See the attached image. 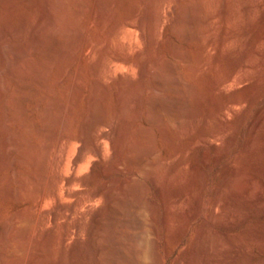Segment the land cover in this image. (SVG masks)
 Returning <instances> with one entry per match:
<instances>
[{
	"label": "bare ground",
	"instance_id": "1",
	"mask_svg": "<svg viewBox=\"0 0 264 264\" xmlns=\"http://www.w3.org/2000/svg\"><path fill=\"white\" fill-rule=\"evenodd\" d=\"M17 1L19 2V0ZM17 1L0 0V36H1L0 37V61H1L0 94L1 96L2 95L4 96L2 102L3 104L2 108L4 110H3V116H2L3 118L1 120L2 121L1 123L3 127H5L4 129L5 134L3 136V144H2L3 147L2 153L4 155H8V154L14 155L12 156L14 158H12L13 160L11 161L10 164L12 168L11 177L17 179L18 182L17 187L12 189L9 194H11L16 198H20L25 192H28V190H30L33 187L34 189V190L32 189L33 193L32 192L31 193L34 195L35 201H40V202L47 200L56 201L59 204L58 209L49 212V214L47 213L48 215L45 214L44 217L47 215V221L50 220L53 223L60 222L61 219L64 221V225L62 227L63 233L60 239L62 243V247L66 246V243L71 236L74 237L79 236V234H81L82 231L84 230L83 229L84 224H82L83 222H81L82 221L81 219H80L81 221L77 220L76 222H70L71 219L78 215L81 216L82 210L83 212L84 209L88 210L87 211L89 212L88 216L91 218L92 223L89 227L86 226L85 224V226L88 227L87 231L85 228V231L89 234V239H90L88 243L90 249L86 253L87 256L86 264H150L152 262L154 263V261H157L156 264H159L161 260L159 254L156 253L155 251V244H156L154 238L155 227L152 228V226H149L146 222L147 215L156 217L154 216L155 215L154 207L152 206L151 203L147 201H143L140 198H136V197L134 198L133 196L129 198L127 197V194L130 191H132L131 190L132 188L133 190L135 187L140 188V184L137 180V175L148 171H149V176L151 180L155 183L158 192L160 193L161 190L163 192V189L161 188V182L163 177H162V173H160L158 169L159 164H161L162 162L159 160V162H161L159 163L154 160V156H156L157 150L155 148L156 146L154 145L155 146L154 147L151 142L152 138L154 137L153 135L154 133L152 134L150 130L151 126L158 125L159 128L161 127L160 129L164 131L163 124L167 122L177 127L179 133L185 135L187 133H185L184 131L188 132L187 131L188 128L194 127V125H196L195 126L197 127L196 142L200 143L201 141L203 145L206 147L209 145L208 143L209 140L219 137L220 134L222 133L221 129L224 128L222 125L225 124V115L231 109V106L235 104H239L241 103V101L239 99H233L231 101H223L222 103L218 104L215 113L217 114L220 124L222 123V125L220 126V128H217L215 130H211V129L209 130L205 127V125H208L207 122L209 120V117H211L209 115V111L202 110L198 119L195 117L196 116L194 115L195 113L191 111H190L191 113L189 112L187 113L183 108L185 107L183 106V102L186 101L183 99L184 95L182 94L178 95L176 97L178 101H164L163 99L160 98L158 99L157 96L158 92H163L164 90H177L181 92L183 90L179 87L180 82L182 81V77L180 75L177 74L174 75L177 78L176 81L175 80L168 81L165 77L166 73H173V74L177 73L178 62H184L187 64L191 63L190 62L191 59L189 60L188 58L189 56H187V53L183 52L182 48L179 47L180 44L175 43L176 40L174 42L171 40L172 42L169 43V47H168L171 51L170 53H172V57L150 56L147 59H145L143 64L136 62L138 60L134 61L133 59L127 57L126 54L122 55L121 53L120 54L113 52L110 53L109 48L111 50V42H112L111 38L112 37L115 38V36L117 37L119 34L121 35V32H123L122 28L137 30L138 32H140L141 39L148 41L151 46H155V45L157 46L158 43L157 35L161 33L160 29L163 28L164 26L163 24L165 21L163 19L165 14L162 10H160V8L161 6L163 7L166 1L168 0H143L144 5L146 4L148 10L146 11L147 15L144 16L143 14V16L139 18V20H135V19L133 20L129 18H123V19L115 18V21L113 20L114 22L113 27H111L110 30L108 29L109 31L107 32V36L106 38L104 37L105 39L103 41L93 40V39L91 40L90 39L91 37L89 35L90 30L88 31L89 29L88 24L87 23L79 24L78 22V20H80L79 18L83 17V15L85 14L84 11L87 10L86 7L87 4L85 5L84 2H82L81 0H75V2H77V8L75 9L74 12H72L73 11L71 10L72 5H70V3L73 2V0L70 1V3L68 0H37V1L23 0V2L25 1L29 5L31 4V6L33 2L34 4L36 2L40 3L38 4L41 7V14H39L40 13L39 12L38 13L39 15L36 16L38 18L36 23L33 20L34 24L31 22L32 20H30V17H29V21L32 24H29V21H27L28 17H25L26 15L25 16L21 15L22 18L21 20L17 18L15 19V21L16 20H20V21L17 22L12 21V23L9 22V20L6 18L8 15V14L5 15V11L7 10L6 8L12 11L17 5L16 4ZM111 2L112 0L111 1L96 0L95 10L93 13V17H94L93 22H95L96 19V23L102 24V22H104L103 24L106 25L107 22H109V20H107L106 22L105 18L111 16L114 17V15H112L113 11L111 13L109 7ZM196 2H197L196 5L195 3L192 4L195 10H197V15L194 17H190V16L188 17L187 15L186 16L183 15L182 11L184 10L182 9H185L186 6L184 8L181 7L182 11L179 8L180 7L179 4H178L179 7L177 6V4L173 6L176 11L175 22L174 23L172 22L174 27L173 29L175 30V35H176L175 37L177 38L182 37L188 41L197 40L200 37H202L203 40L206 39L207 44L204 47V49L200 51L201 56L204 54V51L208 49L211 50L214 49L217 52H221V51L223 52L224 47L226 45L228 46L229 43H232L230 45L233 46V50L231 49L230 51H233L231 53L235 55L234 58L235 60L233 64H231L230 69H228L229 71L226 73V75L222 79H220L218 83L215 81L217 83L216 89L218 88L220 89L225 85H229L236 81L242 80L238 75L240 70L241 69L249 70L257 67V65H255L252 59L250 58H253L252 56L255 55L260 56V54H262L261 52L262 49L260 50L258 49V45H259L258 43L264 40V0H197ZM187 5L188 8H190L189 7L190 4L188 3ZM170 6H168L169 9L171 8L173 11V7ZM81 14L82 16H80ZM146 17H148V21L145 20L147 19ZM110 21L112 20L110 19ZM145 21L149 22V24L153 29V34L149 37L144 32V30H146ZM183 25L189 27L190 31L183 32L186 31V29L184 30L182 29L183 31L181 30V28H184ZM158 30H160L159 34H157ZM72 34L75 35V38L73 37L72 38L73 40L76 39L75 42L76 44L74 43V45L77 46V49L74 51L73 49L71 50L68 47L69 40ZM230 45L228 48L231 47ZM102 46L104 49V53L100 54L94 61L92 60L93 62L91 61L92 62L90 69L92 72V82L90 85L91 92L89 94L88 101H85L86 110L82 115L78 117L75 114V110L80 103V101H76V100H77V87L79 85L80 79L83 78L81 76L82 59L87 54V52H91L95 54L98 53L97 50L100 49ZM225 50H226L225 52H227V49ZM70 51H73L71 54L72 58L69 61V64L67 65L66 68L67 72L71 77V81H69V83L70 82L71 83L67 93L69 97L68 101H55L54 99H52L54 94L51 98L54 101L52 100L41 101L43 97H40L41 95L39 96V93L34 87V84L30 83V79L33 80L35 84H38V86L47 88L45 89L46 91L47 90L50 91L48 89L49 87V83L47 79L49 73L48 71H51L50 69L53 67V64L58 59L60 60V58L64 57L68 53H71ZM199 54L198 56H200ZM262 55L264 56V53ZM261 58L263 57L261 56ZM199 62L197 65L194 66L199 67ZM111 63H114V65L116 64L123 66L124 68L126 67L132 69L137 68L138 71L140 72L141 77L144 78L148 89V95L145 98V101H139V102L140 105L143 106V109L145 111V121H146L145 125L141 123L135 124L133 119L129 115H127V111L130 109H133L135 116H137L142 110L141 108H138L136 106V103L134 101H125V96L123 93L124 85H120L123 86L122 87L123 89L120 87L121 89L118 91L119 101H116L115 104L116 112L114 114L115 115L114 121H112V119L109 117L97 115V111L101 109L105 104V101L102 100V96L99 93V89H101L99 87L102 82L101 73H103L101 71L104 69L110 71V68L112 66ZM123 74L120 75V77L124 79ZM244 78L245 77L243 76V79ZM11 84H13L12 91L9 94H6L7 92L6 90L10 87ZM52 89L54 88H51V91ZM245 101L248 104L250 100L246 99ZM28 107H30V109ZM19 108L20 110H22V112L18 114L17 118H20L21 122L22 120L28 122L29 128L38 131V133L43 138V140L41 139L40 145L36 144V142L34 141H31V143L29 144L28 142L30 141L27 142V139H25L23 136L17 133L14 123V120L16 119L14 118V114L18 111L17 109ZM33 109L34 110L40 109L41 116L45 118V123L43 125H39L36 122L35 117L33 116L32 113ZM183 123H187V124L183 125ZM76 124H78L79 126V131L77 133H72L71 129ZM122 126L124 127L123 130L121 128ZM263 129H264V109L259 112L257 117L251 123L250 138L248 139L244 147L246 153L254 152V151L259 152L260 149H263L264 151V134L262 135L261 133ZM166 135H164V137H167ZM226 135H230V133L229 134L227 133ZM168 139L169 138L165 139V141H167ZM256 139L260 140V143L257 144L258 147L255 145L256 143H258V141L256 143L254 142ZM169 141L170 140H168L167 142ZM226 141H227L226 144L229 147L232 141V136L230 135L228 139H226ZM145 142L148 143V146L146 148L144 147L142 148L141 145L142 143ZM27 143L30 146L32 145L33 148L35 146L40 147V151H38L39 153L35 157L36 164L33 170L34 173L32 174L33 186H30L32 183L30 184L28 182V177L31 176V175L28 176L29 169L19 170L17 168V164L19 163V160L20 162H22L21 159L27 158L30 153V146ZM73 143L78 144V151L74 156V158L71 160V168L72 170H74L75 174L70 176H62L61 175L62 172H60V169H63L62 166L64 164L67 149ZM193 146H195V144ZM223 149L226 150L225 148ZM107 150H110V152H112L113 158L112 161H108V163L106 162L104 164V157H106L105 154ZM218 150H220V148ZM219 154H216L215 156L216 161H218L221 156ZM91 158H93L94 160H91ZM205 161L203 160L204 167L199 172L198 175L199 179L197 178L198 176L196 177L197 185L199 186L200 191L195 196L193 209L192 210L188 209L189 211H191V216L199 215L202 213L203 210L202 188L204 187L206 182L207 170L205 168H208L206 167L207 166L206 163L208 161L207 162ZM167 163L169 162L167 161ZM99 164L103 166L102 169L103 174L104 173L109 174L111 170L120 171V172L126 171L131 174L125 177L123 176L122 178L120 176L119 178H113L109 180L107 183H105V186H98V185L95 186L96 184L94 185L92 178L90 177L85 178L77 174L78 170H82L84 168H90V170L95 174L96 167ZM182 165H184V163L179 164L177 166L178 167L177 171L169 172L167 180L171 179L172 176L174 175H178L177 173L180 172L179 169L182 167ZM182 171L184 170L182 169ZM229 171L231 175L238 174L237 173L238 169L234 170L230 168ZM189 174L187 176H189ZM184 175L186 176L185 173ZM228 182H229V177L228 179L227 178L224 179L222 186L225 187L227 184H229ZM257 182L259 181L257 180ZM246 184L244 185V189L251 190L252 186H250V184L249 185ZM80 185L84 187L83 190L73 189L74 186H80ZM253 185H254V189L251 190L249 193L247 192L248 193V194L246 193L247 195H243L244 198L243 197L241 198L247 199L251 202H255L261 198H264V186L261 183H257ZM190 189L191 188H189L188 191H190ZM230 189L226 192L224 201L223 199L219 200L220 198L216 199L215 201L213 200L211 207H209L211 214L210 218L211 216L214 217L213 215H215L216 211L220 209L219 211H223V216L221 218L223 223L228 227H234V225L237 224L239 225L244 223L248 219L249 213L244 210L240 213L239 211L237 212L235 209L229 211V213L227 212L228 205L237 198V195L235 194L236 192H233ZM220 191L222 190L220 189ZM220 191H218L217 194L220 195L221 194ZM187 193L189 192L187 191L179 192L177 195L174 196V202L175 203L182 202L184 199H186V197H188ZM60 196L67 199H71L72 200L71 203L63 205L59 201V198L61 199ZM100 202L102 203L101 206H104L106 213L103 212L104 211L103 209H102L103 211L100 212L101 210H99V208H98L99 211H91V208L93 209L92 206L94 205L96 206V204H99ZM50 208L52 207L50 206ZM27 214L28 213L15 214L11 218L12 224L9 226L10 228L9 231L6 230V227H2V226L0 227V236L3 239L8 237H13V239H15L14 243L8 249V252L12 260L13 258L15 259V257H17L22 252L23 249L20 241L21 239H24V237L27 235L26 234L27 232L22 230L20 226L31 225L34 220L32 219L31 216ZM191 216L189 217L192 219ZM210 220L211 222L213 221L212 219ZM210 220L209 219L203 220L202 227L197 233L196 242L199 243V248L201 246L200 243H203L205 247L209 245L210 241L208 242L207 233L210 234L209 232ZM178 225L181 224L178 223ZM52 227L51 228L49 227V229L47 228L48 230L43 232V233L46 232L45 234H43V236H41L42 232L40 233V236L38 235L39 237L36 238L34 236V240L36 241L35 242L36 256L35 258L29 256H27L26 258L24 257L25 260L22 264H37L39 260H40L39 263L41 264H42L41 261H43L44 264L45 262H47V260L50 258V251L55 239L54 238L55 230L54 227L53 228ZM176 230L178 229H175V231ZM250 232L252 233V231ZM250 232L245 231L244 232L245 237L250 236L249 235ZM253 233L254 234H252L253 236L251 235V237L256 236L255 234L256 232ZM169 234L168 236L167 235L166 236L169 237ZM258 234H259L258 236L260 237L262 233L261 234L258 233ZM258 236H256L257 239L261 241L260 238H262V242H263L264 236L262 235V237L260 238H258ZM170 237L172 238V236ZM196 242H195L196 248L195 247L191 248L189 246L190 248L188 249V251L191 252L195 248L197 254L199 253L198 255H200V249L197 247L198 245H196ZM221 242H226V243L228 242V247L230 249L234 247V243L232 242V240L228 239L227 237H226V241H221ZM84 243L85 242H83V244ZM211 243L213 242L211 241ZM225 244H222L223 245L222 246L219 241L217 245L218 248L221 249V247H224ZM205 247L204 249H206ZM207 250H205L206 253H208ZM225 251L227 252L228 250L226 249ZM60 253H61L60 258L55 264H77L76 259L78 257L76 258L75 250H72L71 253L69 254L70 255L69 261H66L65 258L66 252L64 251V248ZM206 253L202 257L201 262L203 264H215L214 260L216 259L209 258L211 255L209 257H206ZM190 255L191 254H189V256ZM221 255H222L221 257H223L225 260L226 256L224 255V252ZM11 259L8 260L4 259L2 252H0V264H12ZM189 259L191 260V258ZM195 260H197V258ZM199 260L200 259L192 263L199 264L200 262ZM219 262L216 261L217 264H221Z\"/></svg>",
	"mask_w": 264,
	"mask_h": 264
},
{
	"label": "rangeland",
	"instance_id": "2",
	"mask_svg": "<svg viewBox=\"0 0 264 264\" xmlns=\"http://www.w3.org/2000/svg\"><path fill=\"white\" fill-rule=\"evenodd\" d=\"M13 1H15V0H13ZM68 1L70 3V1H72V0H68ZM81 1L84 2L85 5L87 4V6H86L87 10L84 11L85 14L83 15V17L79 18L80 20H78V22H79V24H83V23L88 24V26H89L88 31L90 30L89 32L91 34L89 33V35L91 37L90 38L91 40L93 39V40L103 41L107 36V32L111 29V27H113V25H114L113 20L115 21V18L116 19L117 18H119V19L129 18V19H133V20L134 19L139 20V18L141 16H143V14H144V16H146L147 15L146 11H148L146 4L144 5L143 0H112L109 7H110L111 13L113 11L112 15H114V17L111 16V17L105 18L106 22H107V20H109V22H107V24L105 22L106 25H104L103 24L104 22H102V24L96 23V19H95V22H93V20H94L93 19L94 18L93 13L95 10L96 0H81ZM106 1H111V0H106ZM168 1H169V4H168ZM168 1H166L165 4H167L168 6L171 5L172 7L176 4L178 7L180 5V7H179L180 10L186 6L185 9H182L184 11L181 10L183 12V15H185V16L187 15L188 17L189 16L194 17L197 15V10H195L194 6L192 5L194 3L196 5L197 0H168ZM176 1H177V3H176ZM19 2L17 1V3H16L17 8L15 6L16 9L14 8L12 10L13 12L11 10H9L8 8H6L8 11L7 10L5 11V15H7V14L8 15H7V17L6 16L5 17L9 20V22L12 23V21L13 22L20 21L22 19L21 15H23V16L26 15L25 17H28L27 21H29V17H30V20H32L31 22L33 23L35 21V23H36V21L38 19L36 16L41 14V7L39 5L40 3L36 2L35 3L36 5H35L33 2L32 6H31V4L29 5L27 2H25V1L23 2V0H19ZM186 3L190 4V6H189L190 8H188V5ZM165 4L163 7L161 6V8H160V10H162L164 12L166 17L164 15L163 19L165 21L163 24L164 25L163 28L160 29L161 33H160V30H158L159 32L157 31V34L160 33L162 35V36L160 34L157 35V38H158L157 46L156 45L151 46L148 41L141 39L140 38L141 37L140 32H138L137 30L129 29V28H126V29L122 28L123 32H121L122 31V29H121V31H120L121 35L119 34L118 35L119 37L115 36V38L114 37L111 38L112 39L111 50L109 48L110 53H112V52L113 53H119V54L121 53L122 55L126 54L127 57L133 59L134 61L138 60L136 62L143 64L145 59H147L150 56L172 57V53H170L171 51L168 47H169V43H171L172 41L174 42L176 40L175 43L180 44V46L179 45L178 46L180 48H182L183 52L187 53V56H189L188 57L189 60L191 59L192 61L190 60L191 63H189V64L184 63V62H178L177 73H174V74L173 73H166V75H165V77L168 81H174V80L176 81L177 78L174 75H176V74L180 75L182 77V81H181L182 83L180 82L179 87L183 90L181 92L177 91V90H164L163 92H158L157 93L158 99L160 98V99H163L164 101H178L176 99V97L180 94L184 95V97L182 95L181 96L183 97L184 100H186L189 103L188 104L186 101L183 102V106H185L183 108L185 109V111L187 113L188 112L189 113H191V112L195 113L194 115H196L195 117L198 119L202 110L209 111V115L211 117H209V120L207 122L208 125H205V127L209 130L210 129L215 130L217 128H220V126L222 125V123L220 124L219 118L217 117V114L215 113L217 110L218 104L222 103L223 101H231L233 99H239L241 101V103L231 106V109L225 115V124L222 125L225 129L224 128L221 129L222 133L220 134L219 137L209 140L208 143H209V145L211 144L210 146L208 145L205 147L201 141H200V143L196 142V140H197L196 139V134H197L196 128L197 127H195L196 125H194V127L188 128L187 129L188 132L184 131L185 133H187L185 135L182 133H179L177 127H175V126H173L167 122H165L163 124L164 125L163 126L164 131H162L160 129L161 127L159 128L158 125L151 126V129H150L151 133L152 134L154 133L153 134L154 137L152 136L153 138H152L151 142H152L153 146L154 145L156 146V147L155 146L154 147L157 150V153H156L157 157L154 156V160L157 162H159V160H160L162 162V163L159 162L162 165L159 164L158 169H159L160 173H162V177H163L162 182H161V188L163 189V192H162V190L160 191V193L158 192L155 183L151 180V178L149 176V171H148V172L140 173L137 175V180L140 184V188L135 187L134 190L132 188L131 189L132 191H130L127 194V197L129 198V197L133 196L134 198L135 197L140 198L143 201H147V202L151 203L152 206L154 207V213H155L154 216H156V217H153L151 215H147L146 216V219H147L146 222L149 226H152V228L155 227L154 228L155 229L154 238H155V242H156L155 251H156V253L159 254V257L161 260L159 262V264H180V263L181 264H185V263L186 264L187 263L193 264L192 262H195L198 259H200L199 264H203L201 262V260H202V257L206 253L205 250H207V249L210 251L207 250V252L209 254L206 253V257H209L211 255L209 258L216 259V260H214L215 264H217L216 261L219 262V260H220L219 263H221V264H264V249H263L264 247H262V246H264V244H263L264 238H263V242H262V238H260V237H262V235L264 236V198H261L255 202H251L247 199H243L244 198L243 195H247L251 190L254 189L253 184L261 183L264 186V151H263V149H260L259 152L254 151V152H249V153L248 152L246 153L244 150L245 144L248 141V139L250 138L251 123L257 117L259 112L264 109V70H263L264 69V56L262 55L264 53V51H263L264 50V40L260 41L258 43L259 44L258 49L259 50L262 49L261 50L262 54H260V56L255 55V56H252L253 58H250V59H252L253 63L255 65H257V67L249 69V70L248 69H241L240 72L238 71L239 72L238 75L242 80L236 81V82L229 84V85H225L223 87L221 86L222 88H220V89L219 88L216 89L217 88L216 84L218 83V81H220V79H222L226 75V73L229 71L228 69H230L231 64H233V62L235 60L234 59L235 55L233 53H231L233 51H230L231 49L233 50V46L230 45L232 43H229V45L232 48L231 47L228 48L229 45L228 46L226 45L227 47L226 46L224 47L223 52L222 51L217 52L214 49L213 50L208 49V50L204 51L205 55L203 54L201 56L200 51H202L204 49V47L206 46L207 40L204 39L205 40L204 41L203 38L200 37L197 40L188 41L182 37H181L182 39L175 37L176 35H175V30L173 29L174 28L173 23L175 22V18H176V11H175L174 7H173V11L171 8H170L171 9L170 10L169 7ZM70 5H72L71 10H73L72 12H74L75 9L77 8V2H75V0H73V2L70 3ZM33 7H35V8H33ZM9 11H11V12H9ZM80 16H82V14ZM16 18L20 19V20L15 21ZM81 18H82V20H81ZM146 18L147 19H145V20L148 21V17H146ZM110 19L112 21H110ZM147 21H145L146 27L145 26L144 27L146 30H144V32L149 37L153 34V29H152L151 25L149 24V22H147ZM31 22L29 21V24H32ZM183 26H184V28H181V30L186 29V31L182 30L183 32L190 31L189 27H187L185 25H183ZM173 30H174V33H173ZM196 31H198V30H196ZM2 32H3V30H2ZM97 36H99L100 38ZM72 37L75 38V35L74 34L71 35L68 47H69V49H71V50L73 49V51H74L77 49V46L74 45V43L76 42V39L73 40ZM133 39H135V40H133ZM125 42H126V44H125ZM260 43H262V44H260ZM114 44H116V45H114ZM154 49H155V51H154ZM225 49H227V52H225L226 51ZM73 51H70L71 53H68L64 57L60 58V60L58 59L53 64V67L50 69L51 71H48L50 73V74L48 73V76H47L48 83H49L48 89L51 91V88H54V89H52L53 92L52 91L50 92L48 90L46 91L45 89H47V88H43L41 86H38V84H35L33 82V80L30 79V83L34 84V87L36 88L37 92L39 93V96L41 95L40 97H43L41 99V101H51L52 99H54L55 101H68L69 97H68L67 93H68V90L70 87L71 82L69 83V81H71V77H70L69 73L67 72L66 68H67V65L69 64V61L72 58L71 54ZM97 51H98V53H96V54L91 53V52H87V54L82 59L81 76L83 78L80 79L79 85L77 87V100H76V101H80V103L75 110V114L78 117L80 115H82L84 113V111L86 110V108H85L86 102L85 101H88L89 94L91 92V86H90L91 82H92V72L90 70L91 65H92V62L100 54L104 53L103 46L100 49H98ZM218 53H220V54H218ZM90 54H92V55H90ZM198 54L200 56H198ZM86 56H88V57H86ZM261 56L263 58H261ZM199 60H200V62H199ZM221 60H223V61H221ZM198 62H199L200 68L198 66H194V65H197ZM111 64H112V66H111L112 69L110 68V71L107 69H104L101 71L103 73H101L102 82H101L100 87H99V88H101V89H99V93L102 96V100L105 101V104L101 109H99L97 111V115L109 117L112 119V121H114V117H115L114 114L116 112L115 111V108H116L115 104H116V101H119L118 91L123 87L120 85H124L123 93L125 96V101H134L136 103V106L138 108H141V110H142V111H140V113L137 116H135L133 109H130L127 111V115H129L133 119L135 124L141 123V124L145 125L146 124L145 111L143 109V106H141L140 102H139V101H145V98L148 95V89H147L144 78L141 77L140 72L138 71L137 68L132 69V68L126 67L127 68L126 69L123 66L116 65V64L114 65V63H111ZM189 66H191L192 68ZM0 67H1V61H0ZM123 71H124V74H123ZM122 74H123L124 79L120 77V75H122ZM243 76L245 77L244 79H243ZM60 80L62 83L60 82ZM54 83H56V84H54ZM188 83H189V85H188ZM80 85H81V88H80ZM12 88H13V84H11L10 87L6 90L7 91L6 94H9L12 91ZM44 94H47V95H44ZM53 94H54V96H53ZM44 96H46V97H44ZM52 96H53V98H52ZM3 98H4V96L3 95L1 96V94H0V227L1 226L6 227V230L9 231L10 230L9 226L12 224L11 218L15 214H19V213H28L27 215L31 216L32 219H34V220H33L31 225L20 226L22 230L27 232L26 233L27 235L24 237V239H21L20 243L22 245L23 250L17 257H15V259L13 258V260H12L10 254L8 252L9 247L14 243L15 239H13V237H8V238L3 239L0 236V252H2L4 259H7V260L11 259L12 264H22L27 256L35 258V256H36V254H35L36 253V251H35V248H36L35 244L36 243L35 242L36 241L34 240V236L36 238L39 237L41 232H42L41 236H43V234L46 233V232L45 233H43V232L47 231L49 229V227L51 228L53 226L54 230H55V235H54L55 239H54V243H53V246L51 248V251H50V258L47 260V262H45V264H55L58 261V259L60 258V254H61L60 252H62L63 248H64V251L66 252V256H65L66 261L70 260L69 254L71 253L72 250H75L76 258L78 257L76 259L77 264H86V262H87L86 253L90 249L89 244H88L89 240H90L89 234L86 231H87V228L92 223L91 218L88 216V214H89V212H87L88 210L84 209V212L82 210L81 216L78 215V216L71 219L70 222H76L77 220L81 219L82 221L81 220L80 221L83 222L82 224H84L83 225L84 230L82 231L81 234H79V236H76V237L71 236L69 238V240L67 241L66 246L62 247V243H61L60 239H61V236L63 233L62 227L64 225V221L61 219L60 220L61 224H60V222L53 223L50 220L47 221V215L49 214V212L57 210L59 207V204L53 200H47V201H41V202L35 201L34 195L32 194L33 190H34L33 187L30 189L31 191L28 190V192L30 191L29 193L31 195L28 192H25L20 198H16V197L12 196L11 194H9L12 189L17 187L18 182H17V179H14L11 177L12 168H11L10 164H11V161L13 160L12 158H14L12 156H14V155L13 154L4 155L2 153V151H3V149H2L3 148L2 147L3 136L5 134V130H4L5 127H3L2 123H1L2 122L1 120L3 118L2 117L3 116V110H4L2 108L3 107V104H2ZM246 99L250 100L248 104L245 101ZM54 100H52V101H54ZM28 108L30 109V107H28ZM17 110H18L17 112H19V113L16 112L14 114V118H16L14 120V123H15L17 133L19 135L23 136L25 139H27V142L30 141V142H28L29 144L31 143V141H34V142H36V144L40 145L41 139L43 140L42 136L38 133L37 130H35V129L32 130L31 128H29L28 122L23 121V120L21 122V119L17 118L18 114H20L22 112V110H20V108ZM32 113H33V116L35 117L36 122L39 125H43L45 123V118H43V116H41L40 109H36V110L33 109ZM212 114H214V115H212ZM239 116H241V117H239ZM184 124H187V123H183V125ZM121 128L123 130L124 127L122 126ZM25 130H26V132H25ZM35 131H36V133H35ZM78 131H79V126H78V124H76L74 127H72L71 132L77 133ZM163 132H164V134H163ZM166 132H167V135H166ZM231 132H233V133H231ZM227 133L228 134L230 133V135L232 136V141H231L229 147L226 144V142H227L226 139H228V137L230 135H226ZM261 133H262V135L264 134V129H263V131H261ZM164 135H166L167 137H164ZM27 137L29 138V140ZM167 138H169L168 139V140H170L169 142H167L168 140L165 141V139H167ZM153 140L154 141L156 140V141L154 142ZM257 141H258V143H256ZM254 142L256 143L255 145L258 147L257 144L260 143V140L256 139ZM194 144H195V146H193ZM141 146H142V148L143 147L146 148L148 146V143L147 142L142 143ZM35 147L33 148L31 145L30 146V153L27 157L28 159L27 158L21 159L22 162H20V160H19V163L17 164V168L19 170L29 169L28 176L29 175H31V176L28 177V182L30 184L32 183L30 186H33V180H32L33 175L32 174L34 173L33 170H34L35 164H36L35 157L39 153L38 151H40L39 146H35ZM69 147L67 149L64 164L62 166L63 169H60V172H62L61 173L62 176H70V175L75 174L74 170H72V168H71V160L74 158V156L76 155V153L78 151V144L73 143ZM142 148H141V150H142ZM204 148H205V150H204ZM219 148H220V150L222 148V150L221 151L218 150ZM223 148H225L226 150H224ZM34 149H37V150H34ZM187 151H188V153H187ZM216 154L221 155L218 161L215 160ZM1 155H2V157H1ZM105 155H106V157H104V164L106 162L108 163V161H112L113 155H112V152H110V150H107ZM155 157H156V159H155ZM3 158H5V159H3ZM204 158H206V159H204ZM167 159H169V160H167ZM91 160H94V159L91 158ZM163 160H165V161H163ZM203 160L204 161L206 160L205 162L208 161L206 163V165H207L206 167H208V168H205L207 170L206 182H205L204 187L202 188V190H203V193H202L203 194V198H202L203 210H202L201 214L196 215V216H191V211H189V210L193 209L195 196L200 191L199 186L197 185V178L199 179V176H198L199 172L204 167ZM167 161L169 163H167ZM249 162H251V163H249ZM183 163H184V165H182V167L179 169L180 172L178 171L179 172V173H177L178 175H174V176H172L171 179L167 180L168 179V173L171 171H177L178 170L177 166L179 164H183ZM209 168H211V169H209ZM230 168L234 169V170L238 169V172H237L238 174L237 175L236 174L231 175L230 171H229ZM102 169H103V166H101V164H99L96 167L95 174L90 170V168H84L82 170H78L77 174L79 176H82L85 178H89V177L92 178L94 185L96 184L95 186H97V185L98 186H105V183H107L109 180H111L113 178H119V176L122 178L123 176L125 177V176H128L131 174V173H128L126 171L120 172V171H114V170L112 171L111 170L109 174L104 173L105 174L104 175L102 173ZM182 169L184 171H182ZM190 169H191V171H190ZM183 172L186 174V176L184 175ZM189 173H191V174H189ZM188 174H189V176H187ZM193 175H194V177H193ZM228 177H229L228 183L230 184V186H229V184H227L225 187L222 186L224 179L225 178L228 179ZM183 178H186V179H183ZM257 180L259 182H257ZM140 181H141V183H140ZM246 183L248 185L250 184V186H252L251 190H245L244 189V185ZM240 185H242V186H240ZM192 186H193V188H192ZM189 188H191L190 191H188ZM73 189L74 190H83L84 187L82 185L74 186ZM220 189L222 191H220ZM224 189H226V190H224ZM229 189L233 192H236L235 194L237 195V198L235 200H233L228 205L227 212L229 213V211L235 209L237 212L239 211L240 213L243 210L247 211L249 213V217L244 223L239 224V225L238 224L234 225V227H228L223 223V221L221 219L223 216V211H219L220 209L218 211H216L215 215H213L215 217V219L212 216L210 218L211 214H210V208L209 207H211L213 200L215 201L216 199L220 198L219 200L223 199V201H224L225 194ZM183 191L189 192V193H187L188 197H186V199H184L182 202L175 203L174 202V196L177 195L179 192H183ZM218 191L221 192L220 195L217 194ZM189 194H191V195H189ZM222 195H223V197H222ZM192 196H194V197H192ZM241 197H243V198H241ZM59 201L63 205H65V204H70L72 200L61 197V199L59 198ZM191 201H193V202H191ZM99 204H96V206L94 205L96 207V209L94 206H92L93 209L91 208V211L101 210L100 212H102L104 210L103 212L106 213L104 206H101L102 203L100 202ZM50 206L52 208H50ZM98 208H99V210H98ZM169 209H170V211H169ZM45 214H47V215L44 217ZM165 215H167V216H165ZM189 216H191L192 219ZM42 218H44V219H42ZM206 219L207 220L208 219L213 220L212 222H211V220L209 221L210 222V224H209L210 230H209V228H208V230H209L210 234L207 233L208 242L210 241L208 246H210L211 248L208 246L205 247V245L203 243H200V245L201 246L204 245V246L203 247L200 246V248H199V243L196 242V236L202 227L203 220H206ZM169 220H170V222H169ZM262 221H263V223H262ZM178 223L181 225H178ZM85 224L88 227H86ZM43 225H44V227H43ZM173 226H174V228H173ZM58 227L61 228L62 230L59 229ZM85 228H86V231H85ZM175 229H178V230H176L177 232L175 231ZM244 230L246 232L252 231V233L250 232V234H249L250 236L245 237V233H244L245 231ZM254 230H256V231H254ZM214 231H215V233H214ZM10 232H12V231H10ZM253 232H256L255 233L256 236L259 235L258 233H260V234L262 233L260 235V237L258 236V238H260L261 241L259 239H257L256 236L251 237V235L254 234ZM175 233H178V234H175ZM35 234H37V235H35ZM168 234H169V237H167ZM172 234H174V235H172ZM86 235H88V236H86ZM170 236H172L173 239ZM226 237L228 239H231L232 242L234 243V247L232 249H230L228 247V242L227 243L221 242V241H226ZM218 238H219V240H218ZM223 239H225V240H223ZM211 241L213 243H211ZM219 241H220L221 245L226 243L224 245V247H221V249H219L218 245H217ZM83 242H85V243L83 244ZM195 242H196V245H198L197 247L200 249V255H198L199 253L197 254V252L195 250V248H196ZM208 242H206V243H208ZM226 245H227V247H226ZM167 246H168V249H167ZM189 246L191 248L195 247L191 251L192 253L188 251V249L190 248ZM204 247L206 249H204ZM60 248H62V249H60ZM222 248H223V250H222ZM226 249L228 250L227 252L225 251ZM193 251H195V252H193ZM222 251L224 252V255L226 256L225 260L223 257H221L222 256L221 254L223 253ZM201 252H202V254H201ZM203 252H205V253H203ZM226 253H227V255H226ZM189 254H191V255L189 256ZM195 254L197 255V257ZM198 256L201 258H199ZM195 257L197 258V260H195L196 259ZM189 258H191V260ZM182 260L183 261L185 260V261L183 262ZM39 261H38V263H39ZM41 262H42V264H44L43 261H41ZM156 263H157V261H154V263L152 262L150 264H156ZM39 264H41V263H39Z\"/></svg>",
	"mask_w": 264,
	"mask_h": 264
}]
</instances>
